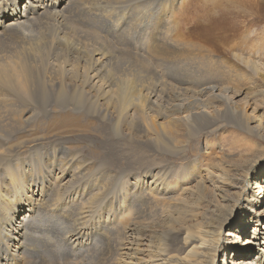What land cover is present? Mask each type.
Masks as SVG:
<instances>
[{
	"label": "bare ground",
	"instance_id": "bare-ground-1",
	"mask_svg": "<svg viewBox=\"0 0 264 264\" xmlns=\"http://www.w3.org/2000/svg\"><path fill=\"white\" fill-rule=\"evenodd\" d=\"M22 1L0 0V264H264L241 84H264V2Z\"/></svg>",
	"mask_w": 264,
	"mask_h": 264
},
{
	"label": "rangeland",
	"instance_id": "rangeland-1",
	"mask_svg": "<svg viewBox=\"0 0 264 264\" xmlns=\"http://www.w3.org/2000/svg\"><path fill=\"white\" fill-rule=\"evenodd\" d=\"M192 2H193V4L190 6V10L192 11V14L193 13H195V10H197L198 8H199V6H197V5H195V4H197L196 2H194L195 0H191ZM224 1V0H223ZM259 1H263L264 2V0H259ZM25 2H27V0H23L22 1V4L20 5V10L22 11V8H23V4L25 3ZM193 9V10H192ZM226 16H225V18H224V20H225V22H226V24H225V27H226V29L228 30V32L230 33V34H236V36H238V35H242V33H243V35L241 36V37H238V39H239V41H243L244 40V37H245V32H244V30L245 31H247L246 29H244L242 26H244L243 25V22H241V21H243V18H238V17H236V15H232V13L230 14V12H227V14H225ZM229 16V17H228ZM230 18V19H229ZM238 19V20H237ZM259 22V23H258ZM256 23H258V24H256ZM231 24V25H230ZM247 25H248V23H247ZM247 25H246V27H247ZM230 26V27H229ZM231 26L233 27V28H231ZM251 26V28L253 29V30H255V31H257V34L258 35H256V36H258L259 38L262 36V32H263V27H264V24L263 23H261L260 21H259V19L258 20H256V21H254L253 23H249V27ZM258 27V28H257ZM262 28V29H261ZM239 29V31H237ZM235 30V31H234ZM233 31V32H232ZM256 36L253 38V41H257L258 40V37L256 38ZM241 39V40H240ZM243 39V40H242ZM249 41V42H248ZM246 43H248V45L249 44H251V42H252V40H251V42H250V40H248ZM258 46V43L256 42V44H255V48ZM5 51H8V52H12L13 51V49H11V51L8 49V46L7 45H5V44H0V52H5ZM4 55L6 56V58H7V60L10 62L11 61V59H10V54L9 53H4ZM262 63H264V59L261 61ZM261 64V63H260ZM250 71V72H249ZM245 75H246V78H245V80H243L242 82H241V84L243 85L244 83H247V84H249V85H251L253 88H254V90H250L251 91V93L252 94H255V95H257V96H260V95H262L261 93L264 91V89H262L261 90V88H264L263 87V82L258 78V77H256L255 76V73H252V71L250 70V69H248V70H246L245 69V73H244ZM249 75H251V76H249ZM260 82H262V83H260ZM255 83H256V86H255ZM13 85H14V89L12 90V91H10L9 93H15V92H17V89L15 88V85H16V81L13 79ZM258 85V86H257ZM259 86H260V89H259ZM257 92H259L258 94H256ZM230 141H232V138H230L229 139ZM82 146H84V145H82ZM217 148V146H215V149ZM57 149V148H56ZM59 149V148H58ZM57 149V150H58ZM50 150H53V149H50ZM50 150H49V152H50ZM58 158H56V160H57ZM261 182H263V179H262V181ZM23 214H25V212L23 211L22 213H21V215H23ZM255 248L257 247V246H254ZM254 254H256V251L255 250H252V252H251V255L252 256H255Z\"/></svg>",
	"mask_w": 264,
	"mask_h": 264
}]
</instances>
